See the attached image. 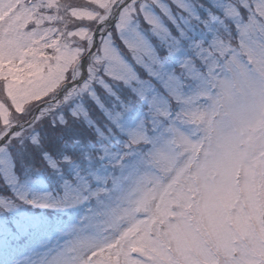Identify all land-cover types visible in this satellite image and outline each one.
I'll return each instance as SVG.
<instances>
[{
    "label": "snow or ice",
    "instance_id": "obj_1",
    "mask_svg": "<svg viewBox=\"0 0 264 264\" xmlns=\"http://www.w3.org/2000/svg\"><path fill=\"white\" fill-rule=\"evenodd\" d=\"M0 264H264V0H0Z\"/></svg>",
    "mask_w": 264,
    "mask_h": 264
}]
</instances>
